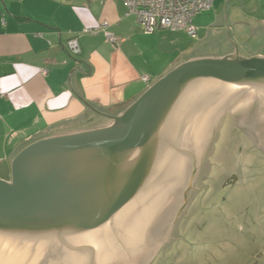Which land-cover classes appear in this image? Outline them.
I'll return each instance as SVG.
<instances>
[{"label": "water", "instance_id": "water-1", "mask_svg": "<svg viewBox=\"0 0 264 264\" xmlns=\"http://www.w3.org/2000/svg\"><path fill=\"white\" fill-rule=\"evenodd\" d=\"M216 97L234 99L264 140V57L200 54L150 85L122 114H105L112 123L55 134L21 150L11 179L0 178V237L60 264H89L82 255L90 248L96 264L135 255L150 228L140 200L114 219L124 243L115 242L109 223L93 228L90 218L132 203L137 194L128 185L144 165H154L157 144L173 151L183 125Z\"/></svg>", "mask_w": 264, "mask_h": 264}, {"label": "crops", "instance_id": "crops-1", "mask_svg": "<svg viewBox=\"0 0 264 264\" xmlns=\"http://www.w3.org/2000/svg\"><path fill=\"white\" fill-rule=\"evenodd\" d=\"M227 2L232 23L262 40L253 54L264 57V0ZM104 20L114 44L84 33ZM181 33H146L124 0H0V174H12L13 159L37 140L113 122L105 114L125 112L178 64L165 55L184 48ZM77 36L82 52L73 56L67 42Z\"/></svg>", "mask_w": 264, "mask_h": 264}, {"label": "rangeland", "instance_id": "rangeland-1", "mask_svg": "<svg viewBox=\"0 0 264 264\" xmlns=\"http://www.w3.org/2000/svg\"><path fill=\"white\" fill-rule=\"evenodd\" d=\"M217 3H221L222 6ZM226 3L228 4L227 0H215L209 11L199 13L194 19L198 38H191L183 30L188 34L181 33L182 36L179 37V41L185 44L184 48L176 50L171 57L165 55V60L171 59L165 63L168 61L173 64L178 63L175 68L189 61L190 58L204 53H238L244 58H250L256 51H261L262 40L248 31L249 26L232 23L230 9ZM239 8L241 11L244 9L242 4ZM199 22L203 24L200 25ZM255 31H259V28ZM226 106L230 111L224 110ZM201 109L183 130L182 133L186 134L183 135L187 136L185 141L182 133L178 139L184 144L182 150L187 151V156L171 159L172 161H168L163 169L167 174L177 175L179 179L181 177L180 180L185 179L189 174L194 175L193 178L191 177L193 182L199 176V180L202 177L206 179L205 182L198 183L204 192L198 196L201 202L195 206L197 210L188 220L195 229L201 226L202 232L199 237L177 243L180 257L173 264H253L252 256L256 251L263 253V263L264 140L252 130L253 126L249 123L246 114H240L242 108L231 97L213 98ZM219 112H223L222 116L225 115L223 128L217 134L211 161L205 160L201 165L202 153L206 151L210 142L209 123H214ZM180 146L179 144L178 147ZM1 171L0 178H11V174H6L5 170ZM226 176L232 179L233 184L222 186L221 182ZM177 180H173L165 187L163 185V188L155 189L152 193H146L140 199L150 214V225L170 196ZM180 202L181 200L172 204V207L180 206ZM153 212L155 214H152ZM170 216L168 222H171L172 216L175 218V214L171 212ZM0 243L7 246L4 251L0 250V264H60L44 259L2 237ZM12 260L19 261L14 263Z\"/></svg>", "mask_w": 264, "mask_h": 264}, {"label": "flooded vegetation", "instance_id": "flooded-vegetation-1", "mask_svg": "<svg viewBox=\"0 0 264 264\" xmlns=\"http://www.w3.org/2000/svg\"><path fill=\"white\" fill-rule=\"evenodd\" d=\"M224 110L230 111L227 106L224 108ZM222 113H217L218 116L216 115L217 118L214 123H209L208 128L209 131L211 130L209 133L210 142L209 145H207L206 151H203L204 153H202V156L200 155L202 159L201 165L204 164L205 160L211 161L212 159L211 156L214 153V144L217 140V134L219 133V130L223 128L224 125L223 123L225 115L222 116ZM163 122L162 125L164 124ZM102 123L104 124L106 123V121L102 120ZM184 126L185 125H183L182 127V131ZM209 131H207V133ZM173 143L174 142H171L169 144L173 146ZM176 143L177 141L174 145L177 148L178 145ZM157 145L160 147V152H157V157L159 159L156 160L157 164L155 161L154 165L152 166H148V164L144 165V168L142 170H139L136 174V180L130 184L127 183L129 184L128 189L135 188L136 190H134L137 194L135 200H133L132 203L128 204L127 206L120 208L116 212L111 211V213H109L108 216L103 217V219L100 218L101 214L90 218L91 220H89V222H93L92 224H90L91 227L98 229L100 227H104L107 223H109L108 228H110V230L111 228H115L116 224H114V219L120 212L124 211L131 204H134L136 201L141 199L146 193H152L155 189L163 188L173 182V180L179 179L177 175L167 174L163 170L164 163L168 164V157L171 154V152L169 151H172V147L170 146L171 149L170 147H167V150L166 147H163L164 149L162 148V146H166V144L158 143ZM175 147L173 148L174 151L176 149ZM161 150L163 151L161 152ZM208 155L210 156L206 157ZM202 157H204V159ZM143 159L144 158L142 157L139 158L140 164L143 163ZM161 161L163 162V165L161 164ZM140 171H142V174ZM193 176L194 175L189 174L188 176L186 175L185 179L183 178V180H180V177V179L176 181V184L174 185L175 187H172L171 194L167 198L168 200L166 199L163 206L160 208V210H158V215L155 216L152 220L149 231L145 233L142 239V245L140 246L139 253L136 254V256L126 255V257H123L122 260L119 261L121 262V264H173V262L177 261L180 257V251L177 243H183L184 241L199 237V234L202 232V227L200 226L198 229H195L192 225L188 223V220L190 215L196 212L197 207L195 206L199 205L201 202V198L198 199V196L201 194V192H204V189L198 186V183L199 181L205 182L206 179L205 177L201 176L202 179L199 180V176V178L197 180L195 179L193 182L191 180V177L193 178ZM225 178L226 179L221 182L222 186H229L233 184L232 179L230 177L226 176ZM180 200V206L175 207V205V208L172 207V204L178 203V201ZM171 212L175 214V218L172 216L171 222H168L171 217ZM99 221H101L100 224H98ZM82 225L83 224H80L79 226ZM87 227L88 226H86V228ZM115 230L117 231V233H115V235H112L113 239H116H114L115 242L124 243L122 232L117 230V228L113 229L112 231ZM88 251L89 253L86 256L82 255V257L86 261H88L89 264H96V251L94 250V248H90L88 249ZM127 258H129L128 261H126ZM262 258L263 253H261L260 251H256L252 256L253 264H264V262L262 263ZM119 262L112 261L111 264H120Z\"/></svg>", "mask_w": 264, "mask_h": 264}, {"label": "built area", "instance_id": "built-area-1", "mask_svg": "<svg viewBox=\"0 0 264 264\" xmlns=\"http://www.w3.org/2000/svg\"><path fill=\"white\" fill-rule=\"evenodd\" d=\"M130 13L136 16L138 24L146 33H152L159 29H182L191 37H197L198 30L194 23L195 17L209 10L214 0H124ZM109 22L102 21L97 26L86 27L84 33L99 34L103 32L106 39L116 43L117 39L108 30ZM67 49L73 56L82 52L79 37H73L67 42ZM46 72V70H44ZM145 80H148L146 77ZM4 93L0 90V97Z\"/></svg>", "mask_w": 264, "mask_h": 264}, {"label": "bare ground", "instance_id": "bare-ground-1", "mask_svg": "<svg viewBox=\"0 0 264 264\" xmlns=\"http://www.w3.org/2000/svg\"><path fill=\"white\" fill-rule=\"evenodd\" d=\"M212 100V99H211ZM217 101H218V98H217ZM211 102V101H210ZM218 103H219V101H218ZM211 105H212V103H210ZM210 108V107H209ZM202 110V109H201ZM199 118V117H198ZM191 132V131H190ZM189 132V133H190ZM186 135L185 133H182V135ZM188 134V133H187ZM183 135V136H184ZM181 137V136H180ZM187 137V136H186ZM186 137L184 136V141H185V139H186ZM178 144V143H177ZM179 144L181 145L180 147H178L175 151H174V149H173V151H172V153H171V155H170V158H169V161L172 159H175L176 157H181V158H183V157H185V156H187V151H185V150H182V146L184 145L181 141H179ZM178 144V145H179ZM176 148V147H175ZM185 149V148H184ZM200 150V149H199ZM183 151V152H182ZM175 154V155H174ZM186 159V158H185ZM171 160V161H172ZM183 160V159H182ZM175 162V161H174ZM175 165V164H174ZM181 166V165H180ZM189 166V165H188ZM187 166V167H188ZM189 168V167H188ZM149 193V192H148ZM148 198V197H147ZM140 200V199H139ZM145 203V202H144ZM161 204V203H160ZM157 205V204H156ZM162 206V205H161ZM150 207V206H149ZM156 209H157V207H156ZM154 210V209H153ZM155 211V210H154ZM152 214H155V212H153ZM7 246H5V244H3V243H0V250H5V249H7L6 248ZM3 250V251H4ZM10 252V251H9ZM3 253V252H2ZM5 254V253H4ZM1 255V254H0ZM6 255V254H5ZM4 257V256H3ZM14 257V256H13ZM3 260V259H2ZM13 261V260H12ZM16 261V260H15ZM15 261H13L14 263H17L19 260H17L16 262ZM5 262V261H4ZM22 262V261H21ZM24 262V261H23ZM8 264V263H7Z\"/></svg>", "mask_w": 264, "mask_h": 264}, {"label": "clouds", "instance_id": "clouds-1", "mask_svg": "<svg viewBox=\"0 0 264 264\" xmlns=\"http://www.w3.org/2000/svg\"><path fill=\"white\" fill-rule=\"evenodd\" d=\"M210 10V9H209ZM197 36H198V34H197ZM194 38H196V37H194Z\"/></svg>", "mask_w": 264, "mask_h": 264}, {"label": "trees", "instance_id": "trees-1", "mask_svg": "<svg viewBox=\"0 0 264 264\" xmlns=\"http://www.w3.org/2000/svg\"><path fill=\"white\" fill-rule=\"evenodd\" d=\"M156 32V31H155ZM153 33V32H152Z\"/></svg>", "mask_w": 264, "mask_h": 264}]
</instances>
